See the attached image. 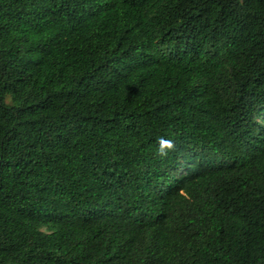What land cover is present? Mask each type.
<instances>
[{"label": "trees", "instance_id": "16d2710c", "mask_svg": "<svg viewBox=\"0 0 264 264\" xmlns=\"http://www.w3.org/2000/svg\"><path fill=\"white\" fill-rule=\"evenodd\" d=\"M0 264H264V0H0Z\"/></svg>", "mask_w": 264, "mask_h": 264}]
</instances>
